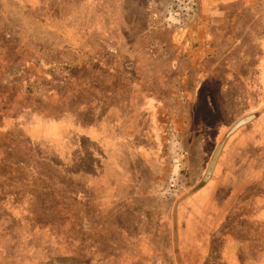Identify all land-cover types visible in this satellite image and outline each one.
<instances>
[{"label":"rangeland","instance_id":"374dc122","mask_svg":"<svg viewBox=\"0 0 264 264\" xmlns=\"http://www.w3.org/2000/svg\"><path fill=\"white\" fill-rule=\"evenodd\" d=\"M192 1L0 0V264H264L262 29Z\"/></svg>","mask_w":264,"mask_h":264},{"label":"crops","instance_id":"0c3cea01","mask_svg":"<svg viewBox=\"0 0 264 264\" xmlns=\"http://www.w3.org/2000/svg\"><path fill=\"white\" fill-rule=\"evenodd\" d=\"M263 2H264V0H253V1H251V0H234V1L230 2L226 7H228V10H229V9H231L232 6H238L236 8V10H235L236 13H232V14H228V15L225 14L226 7H224V8H217V10H216V8H214V12H213V15H212L213 20L216 19V17H218V19L221 18V20L227 18L226 20H222V21H227L230 25H234V24H236L239 21V19L241 17H243L244 18V22L246 24L247 23H251L254 26L256 24V22H259L260 23V29H262V30H260L261 31V34L263 33V35L261 37H259V40L262 41V42H259V41L254 40L257 36L254 35V34H252V33H254L253 32L254 30H252V33L250 32V30L248 32V25H247L243 29L244 33H243L242 36H238L237 37L236 36V31H233V29L229 30V32L227 33V35H224V38L227 37V39H228V41H227L228 44L226 46H224L223 49H220L221 47H219V45H218V35H219V32H216L215 28L213 27L212 30H211V32H208V33L204 34L206 36L205 42H204L205 47H206V50H210V51H206V53L207 54H211L212 56H217L219 54H226V53L227 54H230L231 52H234V56L229 58L228 64L226 66V71L224 72V74H222V76H220L219 74H217V73H219V71H218L219 69H217V67H215L214 65L211 66V68H210L211 71L210 70H203V72H206L207 71L208 74L210 76L214 77V78L221 79V80L228 79L230 81L233 80L232 79V76H235L233 74H236V76H238L239 80L244 82L243 85L247 86V82H245V80H244L245 77H246V75H244V74H248V71H249L248 70V64L247 63L254 57L255 52L257 51L256 48H254V49L251 50L248 47H249V45H252L251 43H253V46H256V47H259V46L261 47L262 46L263 51H264V15L252 14L250 12L249 13H246V11H248V10L250 11L252 9V7H256L258 5H261V4H263ZM243 11H245V13ZM252 29H253V27H252ZM201 36L202 35L199 32V30H197L196 37H200L202 39ZM250 39H251V41L252 40L253 41L250 42ZM232 40L234 42L230 45V43H231ZM242 40H245V42L242 41ZM233 49H235V51H232ZM236 55H238V57ZM235 62H241V63L244 62L245 63L244 69L242 68L244 71L239 72V73L233 71L232 70V67H231V64H233ZM206 69H208V68L206 67ZM196 102L199 103V104H202V103H200L198 101V97L197 96H196ZM208 109H210V108H208ZM220 113H221V118L216 123H213V125L211 126L213 128L216 126L214 129H215V131L217 133V136H219L220 134H222V132H225L226 131V128H227L226 125L221 124V123H224L225 107L221 110ZM200 116L202 118V112L200 113ZM250 116H252V119L251 120H254L256 118L255 117L256 116L255 114L254 115H250ZM218 128H219V131H217ZM238 128H236V130ZM236 130H234V132ZM217 136H216L215 139H217ZM225 145H226V142H225L224 146ZM224 146H223V148H224ZM220 154H221V152H220ZM220 154H219V156H220ZM219 156H218V158H219ZM218 158H217V160H218ZM217 160H216V163L214 165V168H215V166L217 164ZM214 168L212 170V174H211L209 180L212 179V177H213ZM261 181H264V180L259 179V182H261ZM223 183H225V181L221 182L222 187L223 186H227V188H228L227 192L228 193H231L232 186H230L229 183L227 185H224ZM217 189H219V185H218ZM247 189H249V188H247ZM247 189L244 190L243 192H246Z\"/></svg>","mask_w":264,"mask_h":264},{"label":"water","instance_id":"95a60500","mask_svg":"<svg viewBox=\"0 0 264 264\" xmlns=\"http://www.w3.org/2000/svg\"><path fill=\"white\" fill-rule=\"evenodd\" d=\"M242 121H244V120H242ZM242 121H240L238 124H236L230 131H229V133L227 134V136L240 124V123H242ZM226 136V137H227ZM223 143H224V141H222L219 145H218V147L216 148V150L214 151V153H213V156H212V158H211V160H210V163H209V165H208V168H207V175L208 174H210V172H212V170H213V168H214V165H215V163H216V160H217V158H218V156H219V153H220V150H221V148H222V146H223Z\"/></svg>","mask_w":264,"mask_h":264},{"label":"trees","instance_id":"16d2710c","mask_svg":"<svg viewBox=\"0 0 264 264\" xmlns=\"http://www.w3.org/2000/svg\"><path fill=\"white\" fill-rule=\"evenodd\" d=\"M238 6H232L231 7V9H229V10H227L226 12H225V14L226 15H228V14H232V13H236V8H237ZM241 7V6H240ZM3 116V119H5L6 117H8V113H7V115H2Z\"/></svg>","mask_w":264,"mask_h":264},{"label":"built area","instance_id":"2783aa9c","mask_svg":"<svg viewBox=\"0 0 264 264\" xmlns=\"http://www.w3.org/2000/svg\"><path fill=\"white\" fill-rule=\"evenodd\" d=\"M184 1H187V3H189L190 6H194V2H193L192 0H183V2H184Z\"/></svg>","mask_w":264,"mask_h":264}]
</instances>
